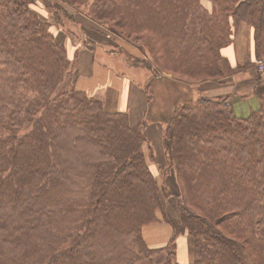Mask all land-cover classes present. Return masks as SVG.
<instances>
[{"label": "trees", "instance_id": "16d2710c", "mask_svg": "<svg viewBox=\"0 0 264 264\" xmlns=\"http://www.w3.org/2000/svg\"><path fill=\"white\" fill-rule=\"evenodd\" d=\"M53 1L0 0V264H183L178 236L191 264H264V91L241 116L201 87L241 70L222 53L240 22L263 54L264 0H61L152 53L133 58L157 71L143 120L163 125L176 193L142 127L72 85L74 57L34 9L68 16ZM161 223L170 237L150 247L142 230Z\"/></svg>", "mask_w": 264, "mask_h": 264}, {"label": "rangeland", "instance_id": "374dc122", "mask_svg": "<svg viewBox=\"0 0 264 264\" xmlns=\"http://www.w3.org/2000/svg\"><path fill=\"white\" fill-rule=\"evenodd\" d=\"M52 3L54 5H57V4L62 5L64 11L68 14V16L63 17L62 14H60L58 10L57 11L48 10L41 6H35L34 9L37 11L39 15H41L44 19L50 22V24L52 25V31L55 33L57 41L67 46L68 54H70V61L72 60L71 58L74 57L73 61L75 63V68L73 67L72 71L70 72V80H71L72 85L75 86V83L77 80L78 73L76 72H78L77 71L78 67H77L76 59L78 56V51L80 49L81 50L88 49L92 51L94 50L95 52L94 58L96 60H101V61L105 60V61H109V62L112 61L113 63H117L120 67L124 68V70H126V72L129 75L134 76L135 79L137 80L138 79L142 80V78L143 79L146 78V82L142 86L144 90V94L146 96L144 85H146L147 81L150 79L152 74L157 71L151 68L149 69L147 67L148 65L145 62L137 63L136 66L134 65L136 63L134 59L142 58L144 59V61H146V57H148L154 61V57L152 53L144 45V41L142 39H138V38L137 39H133V38L127 39L121 36L112 35L103 25L97 23L96 21L84 15L83 14L84 9L83 10L81 9V13H79L72 7V5L68 3L63 4L61 0H54ZM62 18L64 20H62ZM61 23H63L64 25L61 26ZM237 30L238 28L236 29V32ZM260 57H253L250 61H247L246 64L249 65V67L254 68L256 61ZM88 63H89L88 58H84V65ZM255 71H256L255 72L256 74L258 75L261 74L256 69ZM166 75L170 76V74H166ZM253 76L254 78H252V80L255 81V75ZM224 78H225L224 81H226L230 77L226 76ZM242 80L243 81L241 82L239 81V82L231 84L228 88L223 87V85L221 84L208 83V82L202 83L201 87L206 90L216 88V91L224 90L223 93L226 92L227 94H229L232 90L248 88L250 86V83H252L251 82L252 80L250 81V79H242ZM206 81H211V80H206ZM107 85L110 87V88L109 87L107 88L109 89V91L105 93V90H103V93L107 95L106 100L109 101L110 104L111 103L113 104L115 101L119 102V101L126 100V96H120L119 87L116 85L115 82H112L111 86L108 83ZM194 85L198 87V84H194ZM152 89L155 95L161 96L163 93L161 87H159L158 84L152 85ZM209 90L207 91L210 92ZM127 96H130V91L127 92ZM134 98H135V101L139 100L140 95H136V97ZM146 105H147V98H146L144 113L141 114L142 121L141 122L137 121L136 109L134 108L133 109L134 111L132 110L131 115L128 114L130 118V122L134 125L136 124V125L141 126L144 131H147V138L151 145V150L153 154V159L151 160L150 165L152 166L151 169L157 179V182L161 185L163 184L167 185L170 191L176 193L177 185L174 180V175L169 173L170 172L169 169L166 170L165 168V171H164L163 167L158 165V162L164 164L163 152L161 151V150H164L163 146H164V141H165V137L163 136V133H162L163 125L162 123L161 125L159 123H155L157 127H153L154 123H149L148 120L146 119L143 120V118L146 117L145 113H146V110L148 109V108L146 109ZM163 171L165 174L167 173L165 176L163 174ZM165 205L167 209L169 210L172 221L176 223L177 218L173 216L174 213H177L176 209L174 208V198L173 197L168 198L166 200ZM166 227L167 225L162 224V223L155 224L149 227H144L142 230L143 236L144 238H146L147 242L149 241L151 243V241L155 239H160V237L164 234V229ZM181 239L182 237L180 236L176 237L175 259L180 261V263H183V264H191L192 261H186L185 258L187 257L185 256L184 258L180 257L178 241H180ZM189 250L191 251L190 247H189Z\"/></svg>", "mask_w": 264, "mask_h": 264}, {"label": "crops", "instance_id": "0c3cea01", "mask_svg": "<svg viewBox=\"0 0 264 264\" xmlns=\"http://www.w3.org/2000/svg\"><path fill=\"white\" fill-rule=\"evenodd\" d=\"M94 53V50L92 51L88 49H80L78 51V56L76 59L78 67V72H76L78 73L75 83L76 88L88 93L89 95H94L98 98H101L104 103V108L108 111H125L131 115L132 110L135 108L137 121L141 122V114L144 113L146 104V96L142 86L146 82V78L137 80L134 76L129 75L126 70L120 67L117 63H113L112 61L109 62L105 60H96L94 58ZM222 53L232 63L241 65V70L237 71V73L234 75L229 76L230 78L228 80L224 81L225 78L221 80L223 83H225L221 84L223 87L228 88L233 83L243 81L242 79H250L251 81L252 78H254L253 75H255V81L252 80V83H250L248 88L232 90L229 93L230 102L241 111V113L237 114L245 116L247 115V112L250 111V109L256 106L258 94L264 91V73L258 75L255 73V69L248 67V65L244 68L246 62L250 61L256 56L253 29L247 22H240L238 30L234 35L233 42L229 46L223 47ZM261 56L264 57V51ZM84 58H88L89 60V63L86 65H84ZM112 82L116 83L120 90V96H126V100L119 102L115 101L113 104H110L109 101L106 100L107 95L103 93V90H105V93H107L109 91V89H107L109 87L107 83L111 86ZM207 82L214 83L213 81ZM128 91H130V96H127ZM209 91L211 93H223L224 90L216 91V88H213ZM224 93L227 94L226 92ZM136 95H140V98L139 100L135 101L134 97H136ZM153 127L157 126L154 124ZM145 133L147 136V131H145ZM161 151L163 152L164 164L158 161L157 162L159 166L165 167L166 157L164 150ZM150 167L152 166L150 165ZM165 208L169 213L167 207ZM173 216L177 218L178 213H174ZM162 224L167 225V227L164 229V234L160 237V239H155L151 241V243L148 241L147 243L150 245V247L162 246L168 241L173 228L171 224L169 225V223ZM178 247L180 250V257L184 258L185 256L187 257L185 258L186 261H192V248L190 246V240L188 236H182V239L178 241ZM189 247L191 248V251L189 250Z\"/></svg>", "mask_w": 264, "mask_h": 264}, {"label": "built area", "instance_id": "2783aa9c", "mask_svg": "<svg viewBox=\"0 0 264 264\" xmlns=\"http://www.w3.org/2000/svg\"><path fill=\"white\" fill-rule=\"evenodd\" d=\"M255 69L258 72H264V57L263 58H259L256 63H255Z\"/></svg>", "mask_w": 264, "mask_h": 264}]
</instances>
